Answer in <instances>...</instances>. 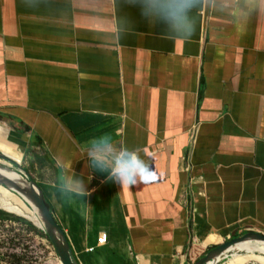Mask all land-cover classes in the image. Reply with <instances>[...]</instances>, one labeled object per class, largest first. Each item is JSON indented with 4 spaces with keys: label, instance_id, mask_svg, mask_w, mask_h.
Returning <instances> with one entry per match:
<instances>
[{
    "label": "crops",
    "instance_id": "1",
    "mask_svg": "<svg viewBox=\"0 0 264 264\" xmlns=\"http://www.w3.org/2000/svg\"><path fill=\"white\" fill-rule=\"evenodd\" d=\"M189 17L174 38L136 0H0V152L26 164L78 264H195L264 234V0H193ZM104 135L140 149L151 181L91 168Z\"/></svg>",
    "mask_w": 264,
    "mask_h": 264
},
{
    "label": "clouds",
    "instance_id": "2",
    "mask_svg": "<svg viewBox=\"0 0 264 264\" xmlns=\"http://www.w3.org/2000/svg\"><path fill=\"white\" fill-rule=\"evenodd\" d=\"M136 4L149 23L163 25L174 38L191 34L189 11L193 0H136ZM83 151L91 168L107 173L117 184L148 183L152 179V171L140 155L141 150L120 146L110 136L93 138ZM58 187L66 197L79 196L84 191L83 182L72 175L62 176Z\"/></svg>",
    "mask_w": 264,
    "mask_h": 264
},
{
    "label": "rangeland",
    "instance_id": "3",
    "mask_svg": "<svg viewBox=\"0 0 264 264\" xmlns=\"http://www.w3.org/2000/svg\"><path fill=\"white\" fill-rule=\"evenodd\" d=\"M1 164V162H0ZM24 163L23 168H26ZM14 169H17L15 166ZM25 222L2 220L0 215V264H61L52 244L39 232H43L39 222L24 216V213L12 208H3ZM32 225L34 228H30ZM45 234V233H44ZM255 244V245H254ZM255 253L264 256L259 243L247 244L230 252L217 264H226L235 257ZM243 264H262L247 262Z\"/></svg>",
    "mask_w": 264,
    "mask_h": 264
},
{
    "label": "water",
    "instance_id": "4",
    "mask_svg": "<svg viewBox=\"0 0 264 264\" xmlns=\"http://www.w3.org/2000/svg\"><path fill=\"white\" fill-rule=\"evenodd\" d=\"M0 159L10 162L13 167H17L18 171L24 174L26 179L29 181L31 188L28 190V196L36 205V208L40 214V217L43 221L45 229V235L47 236L48 240L52 244L56 254L58 255L61 264H78L71 248V245L60 225L55 220L53 214L51 213L44 194L41 188L38 186V183L35 179L30 175L28 171H26L21 164L16 163L10 157L6 156L3 153H0ZM0 185L8 187L16 192H24L14 181L1 178L0 177ZM0 210L9 213L2 207ZM246 242H263L264 243V234L261 233H248L241 237L234 238L232 240L226 241L217 247L209 250L202 258H200L195 264H209L211 262H215V264L220 262L221 259L226 258V256L238 248L243 243Z\"/></svg>",
    "mask_w": 264,
    "mask_h": 264
},
{
    "label": "bare ground",
    "instance_id": "5",
    "mask_svg": "<svg viewBox=\"0 0 264 264\" xmlns=\"http://www.w3.org/2000/svg\"><path fill=\"white\" fill-rule=\"evenodd\" d=\"M0 162V177L14 181L22 190H24V192H16L8 187L0 185V207L12 208L15 210L22 211L24 213V216H26L27 218L39 222L42 230H44L45 227L40 217V214L36 208V205L28 196V190L31 188L29 181L26 179L24 174L14 169L10 162L1 159ZM253 243L255 242H246L241 244L240 246ZM256 243H259V247L264 251V243ZM217 261L218 260L209 264H215ZM247 262H259L264 264V256L255 253H249L245 254L244 256L235 257L226 264H243Z\"/></svg>",
    "mask_w": 264,
    "mask_h": 264
},
{
    "label": "trees",
    "instance_id": "6",
    "mask_svg": "<svg viewBox=\"0 0 264 264\" xmlns=\"http://www.w3.org/2000/svg\"><path fill=\"white\" fill-rule=\"evenodd\" d=\"M1 153V152H0ZM7 156V155H6ZM12 159V158H11ZM12 160H14V159H12ZM16 163H19V164H21V165H23V163H21V162H19V161H17V160H14ZM0 215H1V219L2 220H10V219H12V220H15V221H20V222H25L23 219H21V218H17V217H15V216H13V215H10L9 213H6V212H4V211H2V210H0ZM30 226V228H34L32 225H29ZM39 234L40 235H42V236H44L47 240H48V238H47V236L43 233V232H39ZM49 241V240H48Z\"/></svg>",
    "mask_w": 264,
    "mask_h": 264
},
{
    "label": "built area",
    "instance_id": "7",
    "mask_svg": "<svg viewBox=\"0 0 264 264\" xmlns=\"http://www.w3.org/2000/svg\"><path fill=\"white\" fill-rule=\"evenodd\" d=\"M106 240H107V237H106V235H102L99 239H98V241H97V245H103V244H105L106 243ZM94 247H92V248H90L89 249V251L90 252H92V251H94Z\"/></svg>",
    "mask_w": 264,
    "mask_h": 264
}]
</instances>
